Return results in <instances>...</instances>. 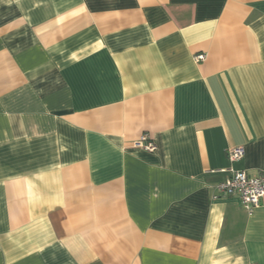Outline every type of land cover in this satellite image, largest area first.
Returning <instances> with one entry per match:
<instances>
[{
	"label": "crops",
	"instance_id": "obj_1",
	"mask_svg": "<svg viewBox=\"0 0 264 264\" xmlns=\"http://www.w3.org/2000/svg\"><path fill=\"white\" fill-rule=\"evenodd\" d=\"M231 168L264 172V0H0V264H264Z\"/></svg>",
	"mask_w": 264,
	"mask_h": 264
},
{
	"label": "built area",
	"instance_id": "obj_2",
	"mask_svg": "<svg viewBox=\"0 0 264 264\" xmlns=\"http://www.w3.org/2000/svg\"><path fill=\"white\" fill-rule=\"evenodd\" d=\"M195 59H205V54H198ZM135 146L148 152H154L157 144L149 133H143L135 142ZM228 158L232 164L240 161L245 156L243 146L234 147L228 150ZM218 196H236L242 202L244 208L250 213L261 206L264 198V172L250 174L246 170H235L231 168V175L217 185Z\"/></svg>",
	"mask_w": 264,
	"mask_h": 264
}]
</instances>
